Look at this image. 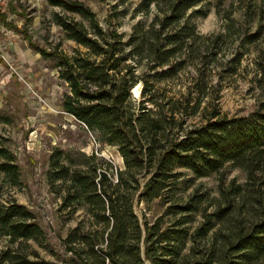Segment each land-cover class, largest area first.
I'll use <instances>...</instances> for the list:
<instances>
[{
  "label": "rangeland",
  "instance_id": "rangeland-1",
  "mask_svg": "<svg viewBox=\"0 0 264 264\" xmlns=\"http://www.w3.org/2000/svg\"><path fill=\"white\" fill-rule=\"evenodd\" d=\"M64 1L88 7L107 40L116 32L124 44L122 56L134 51L122 65L128 66L124 73L133 72L153 84L155 104L147 102L148 108L163 114L172 106L177 108L175 135L207 124L216 114L247 116L264 99V0H211L187 11L184 20L170 26L164 21L169 0H158L148 9L143 0ZM4 15L12 29L0 21V148L14 155L21 177L13 186L0 174V204L25 205L43 228L47 242L11 244L5 237L0 240V252L8 249L46 264L55 260L52 252L63 253L62 240L84 219L82 211L71 214L62 209L59 193L69 184L51 185L52 157L60 156L73 169L90 165L92 156L114 172L125 165L117 147L101 143L63 108L71 89L62 77L67 69L60 66L59 57L92 61L97 57L68 39L56 16L82 23L92 33L89 22L48 0H13ZM171 35L180 37L181 50L160 67L158 62L169 56L163 52L175 49L167 45ZM31 44L55 55L44 56ZM159 44L165 45L161 52L156 50ZM169 70L173 77L166 78ZM138 87L137 96L134 90ZM142 89L143 83H138L132 90L136 108L144 100ZM180 171L185 174L183 180H193L183 185L187 187L185 196L196 192L202 196L201 212L211 215L223 210L215 232H236L245 221L262 215L264 189L251 199L243 168L227 165L222 172L201 179ZM235 187L242 193H236ZM135 209L142 221L154 223L162 218L164 227L170 224L161 201L139 203ZM195 219L190 227L198 226L202 213Z\"/></svg>",
  "mask_w": 264,
  "mask_h": 264
},
{
  "label": "trees",
  "instance_id": "trees-1",
  "mask_svg": "<svg viewBox=\"0 0 264 264\" xmlns=\"http://www.w3.org/2000/svg\"><path fill=\"white\" fill-rule=\"evenodd\" d=\"M209 1L169 0L165 25L180 23L187 11ZM48 2L89 22L92 33L82 23L56 16L67 38L97 57L93 61L59 57L60 66L67 69L62 77L71 89L63 108L101 143L117 147L125 166L114 172L92 156L90 165L73 169L60 156L52 157L51 185L69 184L59 193L62 209L71 214L82 211L84 219L62 240L63 253L52 252L55 260L46 264H264V211L236 232H215L223 210L211 215L201 212L202 196L197 192L185 196L187 187L183 185L193 180H183L185 174L180 171L187 170L192 178L201 179L222 172L227 165L243 168L248 174L249 197L254 199L264 189V99L247 116L216 114L207 124L175 135L177 108L172 106L163 114L146 106L147 102L155 104L153 84L133 72L124 73L128 66L122 65L135 53L132 50L122 56L124 44L119 35L112 32L107 40L95 14L83 3ZM156 3L158 0H143L142 5L148 9ZM0 21L6 28L12 27L5 15H0ZM168 39L167 45L175 49L163 52L168 58L155 61L160 67L181 50L178 35ZM31 47L44 56L55 55L34 44ZM164 47L159 44L156 50L161 52ZM172 73L169 70L164 76L171 78ZM138 83H143L144 100L136 108L132 90ZM0 159L4 160L0 174L13 186L18 185L21 174L14 155L0 148ZM235 192L242 190L235 187ZM154 201L166 206L164 216L171 217L169 226H163L162 218L154 223L142 221L136 213L137 204ZM200 213L202 221L190 227ZM5 237L11 244L47 242L34 214L15 202L0 204V240ZM3 263L38 264L8 249L0 252Z\"/></svg>",
  "mask_w": 264,
  "mask_h": 264
},
{
  "label": "built area",
  "instance_id": "built-area-1",
  "mask_svg": "<svg viewBox=\"0 0 264 264\" xmlns=\"http://www.w3.org/2000/svg\"><path fill=\"white\" fill-rule=\"evenodd\" d=\"M13 0H0V15L7 13V10Z\"/></svg>",
  "mask_w": 264,
  "mask_h": 264
},
{
  "label": "bare ground",
  "instance_id": "bare-ground-1",
  "mask_svg": "<svg viewBox=\"0 0 264 264\" xmlns=\"http://www.w3.org/2000/svg\"><path fill=\"white\" fill-rule=\"evenodd\" d=\"M138 92H139V90L138 89H135L134 90V93L138 96Z\"/></svg>",
  "mask_w": 264,
  "mask_h": 264
}]
</instances>
